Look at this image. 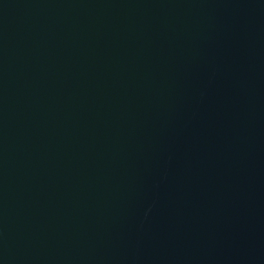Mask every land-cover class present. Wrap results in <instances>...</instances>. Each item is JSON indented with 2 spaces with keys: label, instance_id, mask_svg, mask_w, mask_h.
<instances>
[{
  "label": "water",
  "instance_id": "95a60500",
  "mask_svg": "<svg viewBox=\"0 0 264 264\" xmlns=\"http://www.w3.org/2000/svg\"><path fill=\"white\" fill-rule=\"evenodd\" d=\"M0 264H264V0H0Z\"/></svg>",
  "mask_w": 264,
  "mask_h": 264
}]
</instances>
